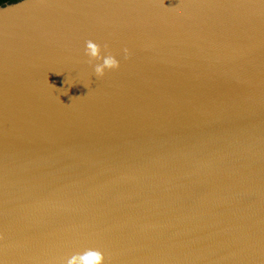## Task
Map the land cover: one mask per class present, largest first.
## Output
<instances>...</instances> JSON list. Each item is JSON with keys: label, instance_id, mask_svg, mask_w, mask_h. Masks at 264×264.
<instances>
[{"label": "water", "instance_id": "95a60500", "mask_svg": "<svg viewBox=\"0 0 264 264\" xmlns=\"http://www.w3.org/2000/svg\"><path fill=\"white\" fill-rule=\"evenodd\" d=\"M86 249L264 264V0L0 6V264Z\"/></svg>", "mask_w": 264, "mask_h": 264}, {"label": "clouds", "instance_id": "9594fccd", "mask_svg": "<svg viewBox=\"0 0 264 264\" xmlns=\"http://www.w3.org/2000/svg\"><path fill=\"white\" fill-rule=\"evenodd\" d=\"M101 47L92 40L85 41V55L89 57V63L97 61L94 66V74L97 78H102L107 71L118 70L119 61L108 51V45H104V51L107 55H101ZM124 58H130L127 48L124 49ZM102 61V62H101ZM59 75V74H57ZM66 264H105V256L98 249H86L82 253H76L66 261Z\"/></svg>", "mask_w": 264, "mask_h": 264}, {"label": "trees", "instance_id": "16d2710c", "mask_svg": "<svg viewBox=\"0 0 264 264\" xmlns=\"http://www.w3.org/2000/svg\"><path fill=\"white\" fill-rule=\"evenodd\" d=\"M20 0H0V6H5L6 4L16 3Z\"/></svg>", "mask_w": 264, "mask_h": 264}, {"label": "bare ground", "instance_id": "6f19581e", "mask_svg": "<svg viewBox=\"0 0 264 264\" xmlns=\"http://www.w3.org/2000/svg\"><path fill=\"white\" fill-rule=\"evenodd\" d=\"M12 10H6V11H2L1 13H5V14H8V13H11Z\"/></svg>", "mask_w": 264, "mask_h": 264}]
</instances>
